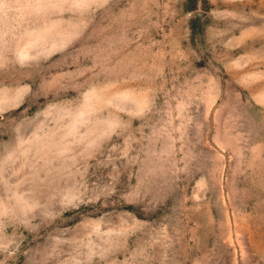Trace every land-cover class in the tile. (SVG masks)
Returning <instances> with one entry per match:
<instances>
[{"label": "rangeland", "instance_id": "1", "mask_svg": "<svg viewBox=\"0 0 264 264\" xmlns=\"http://www.w3.org/2000/svg\"><path fill=\"white\" fill-rule=\"evenodd\" d=\"M0 264H264V0H0Z\"/></svg>", "mask_w": 264, "mask_h": 264}]
</instances>
